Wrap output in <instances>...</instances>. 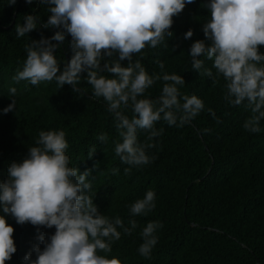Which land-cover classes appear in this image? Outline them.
Segmentation results:
<instances>
[{
	"label": "trees",
	"instance_id": "1",
	"mask_svg": "<svg viewBox=\"0 0 264 264\" xmlns=\"http://www.w3.org/2000/svg\"><path fill=\"white\" fill-rule=\"evenodd\" d=\"M208 2L195 0L173 18V36L166 38L167 46H146L133 57V61H141L149 75L162 76L166 72L182 76L185 84L177 85L181 96L196 95L202 99L204 109L183 126L158 121L155 127L163 133L150 141L155 145L147 149L150 163L132 166L125 174L124 169L130 166L121 163L114 152V141L119 136L113 117L103 98L92 95L93 89L84 79L86 73L80 74V93L73 92L68 84L59 88L55 80L35 86L29 81L13 80L26 59L25 45L62 29L42 27L49 13L47 6L36 0L32 4L16 0L14 5L0 0V182L7 180L9 165L22 161L28 148L35 146L41 130H63L69 166L78 167L80 172L92 170L89 195L98 210L110 219L119 216L127 227L131 220L137 223L130 235L118 228L121 238L111 241L112 251L107 255L119 258L122 264H264V119L260 121V132L247 131L243 127L251 115L247 102L239 106L228 103L222 76L214 85L212 78L199 75L191 67L192 43H210L202 31L203 23L210 19L205 7ZM26 14L38 15L39 26L17 37L15 26L24 22ZM189 29L194 35L184 39ZM70 40L66 35L55 53L61 70L73 54ZM259 50L264 53V46ZM198 58L216 76L213 61ZM158 62H163V70ZM127 63L121 62L122 66ZM163 83L156 81L142 98L157 100ZM10 87L17 89L14 97L9 96ZM11 99L16 102L15 110L3 114ZM125 114L131 117L130 107ZM101 133L107 134V142L97 139ZM137 136L144 143L147 133L138 130ZM93 146L96 152L88 159ZM112 169H119L118 174ZM148 190L155 192V208L146 215H131V204ZM6 219L15 229L17 248L6 264H25L24 257L34 245L44 247L37 240L38 234L44 233L47 239L55 232L54 227L17 224L11 215ZM149 222L162 227L154 233L158 242L146 258L138 248L143 242L140 234ZM32 259H36L34 252Z\"/></svg>",
	"mask_w": 264,
	"mask_h": 264
},
{
	"label": "clouds",
	"instance_id": "2",
	"mask_svg": "<svg viewBox=\"0 0 264 264\" xmlns=\"http://www.w3.org/2000/svg\"><path fill=\"white\" fill-rule=\"evenodd\" d=\"M32 4L34 0H25ZM47 6L48 19L42 24L44 29L57 28L49 38L30 40L25 45L26 59L22 70L18 69L13 80L29 81L31 85L55 80L62 88L71 85L73 92L80 93L77 85L84 79L92 87V95L103 98L112 115L119 140L114 141V152L128 174L132 166L150 163L147 149L150 143L163 133L155 124L161 119L169 126H183L195 118L203 109L202 99L196 95L181 96L177 85L185 80L177 74L164 73L149 75L135 54L146 46L153 49L171 38L173 18L178 16L187 4L195 0H36ZM16 0H9L14 5ZM205 7L210 19L203 23L202 31L206 40L192 43L189 56L191 67L199 75L212 78L213 84L222 76L227 89L225 99L239 106L245 101L251 115L243 127L252 133L261 131L260 121L264 119V0H209ZM38 15L26 14L23 23H17V37L37 30ZM69 35L72 56L63 63L56 58V50ZM194 35L189 29L184 39ZM55 41L56 43H53ZM115 56V59H112ZM118 56V58H116ZM206 57L213 61L216 70L204 67ZM127 60V66L121 62ZM161 70L163 62H158ZM108 73L110 75H104ZM158 80L164 81L161 95L155 101L144 97L148 88ZM9 96L14 97L17 89L9 88ZM181 99L184 101L181 104ZM131 108L129 117L125 110ZM16 102L3 108V114L14 111ZM215 115L212 109L208 110ZM179 121V125H177ZM147 133L144 143L138 141L137 132ZM97 139L107 142V134L101 133ZM68 143L63 130H41L35 146L28 148L27 156L20 162H12L7 180L0 182V264L12 259L17 251L13 234L15 229L8 224L6 216L11 215L17 224L30 223L36 227L55 228L54 234L45 238L39 233L37 240L44 245H34L25 255V264H122L111 253V241L121 238L122 229L130 235L137 227L135 220L124 225L117 216L110 219L103 215L89 195L92 184L88 177L91 169L80 172L78 167H70V157L66 154ZM96 152L93 146L88 159ZM119 169H112L118 174ZM155 208V192L146 191L143 198L130 206L133 216L151 212ZM162 225L149 222L143 228V242L138 252L150 257L158 238L154 233ZM36 259H32V253ZM100 252L105 255L99 254Z\"/></svg>",
	"mask_w": 264,
	"mask_h": 264
}]
</instances>
